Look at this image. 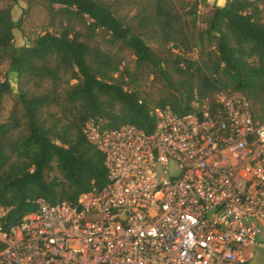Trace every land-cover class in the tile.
<instances>
[{
	"label": "trees",
	"instance_id": "1",
	"mask_svg": "<svg viewBox=\"0 0 264 264\" xmlns=\"http://www.w3.org/2000/svg\"><path fill=\"white\" fill-rule=\"evenodd\" d=\"M5 1L0 65L17 80L49 83L45 93L31 94L0 81V204L11 208L9 224L40 199L74 205L105 185L104 157L83 134L89 119L149 134L151 111L169 107L182 115L195 97L226 92L245 97L253 119L264 123V0H138L127 17L103 0H27L28 9H45L48 24L20 47L13 30L22 21L11 19L20 0ZM97 37L129 52L131 64L103 51ZM6 96L13 102L2 121Z\"/></svg>",
	"mask_w": 264,
	"mask_h": 264
},
{
	"label": "built area",
	"instance_id": "2",
	"mask_svg": "<svg viewBox=\"0 0 264 264\" xmlns=\"http://www.w3.org/2000/svg\"><path fill=\"white\" fill-rule=\"evenodd\" d=\"M150 116L149 134L86 121L107 176L76 204L40 199L17 224L0 204V264H264V123L248 100Z\"/></svg>",
	"mask_w": 264,
	"mask_h": 264
},
{
	"label": "rangeland",
	"instance_id": "3",
	"mask_svg": "<svg viewBox=\"0 0 264 264\" xmlns=\"http://www.w3.org/2000/svg\"><path fill=\"white\" fill-rule=\"evenodd\" d=\"M110 4L118 12L120 16H131L134 13L135 2L138 0H103ZM207 2L217 5H223L224 0H207ZM9 5L8 1L0 0V9L5 8ZM200 12L206 11L205 8L200 7ZM11 19L13 22H17L21 19V29H14V45L17 47L20 46H30L32 41L47 29L48 17L45 9L41 5H33L30 9L27 6V0H20L16 5L12 6ZM96 42L100 45L101 49L111 55H117L121 61L122 66L130 65L133 58L127 51L119 52L117 48L110 47L104 44L100 37H97ZM4 78H8L14 93L18 90L27 91L31 94H43L47 91L49 83L44 82L40 87H37L34 84L33 80H30L26 76H22L19 80L16 79L15 75L7 73V64L3 63L0 65V81ZM149 91H152V88L147 85L146 87ZM215 93H210L209 97H212ZM13 98L11 96H6L2 102V112L1 120L5 121L8 115V112L12 106ZM52 176H57V173L54 171Z\"/></svg>",
	"mask_w": 264,
	"mask_h": 264
},
{
	"label": "crops",
	"instance_id": "4",
	"mask_svg": "<svg viewBox=\"0 0 264 264\" xmlns=\"http://www.w3.org/2000/svg\"><path fill=\"white\" fill-rule=\"evenodd\" d=\"M224 3H225V0H224ZM224 3H223V5H224ZM220 6V5H219ZM222 6V5H221Z\"/></svg>",
	"mask_w": 264,
	"mask_h": 264
}]
</instances>
